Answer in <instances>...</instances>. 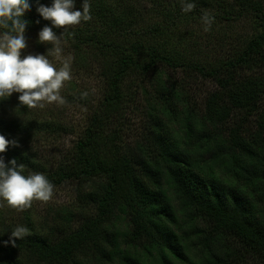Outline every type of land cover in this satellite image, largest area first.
<instances>
[{"label": "trees", "instance_id": "1", "mask_svg": "<svg viewBox=\"0 0 264 264\" xmlns=\"http://www.w3.org/2000/svg\"><path fill=\"white\" fill-rule=\"evenodd\" d=\"M41 2L49 5L51 0ZM150 2L168 14L171 23L138 27L136 0H89V21L66 31L53 29L81 55L106 62L102 67L108 93L102 106L92 113L71 163L47 177L53 184L95 181L98 216L58 240L32 231L13 246L3 243L9 236H0V264H82L80 253L90 242L96 245L102 234L111 237L112 247L100 250L108 253L111 264H264V31L251 38L240 56L226 62H183L152 38L169 31L181 15L198 12L205 1L194 0L196 7L189 13L181 10L180 0ZM255 2L241 7L258 12L261 6L257 9ZM81 5L82 0H76V9L82 10ZM35 7L33 3L25 18L27 29L39 32L50 21L40 18ZM257 18L264 28L263 9ZM158 61L173 69L193 68L215 79L218 89L206 98L202 114L177 109L172 92L164 90L168 106L154 111L160 118L174 113L191 144L180 148L162 135L152 157L147 151L123 150L108 128L123 97L121 84ZM73 98L82 101L84 95ZM241 113L245 116H237ZM234 116L239 121L227 127L237 120ZM248 116L250 126L244 124ZM44 124L63 127L54 121ZM21 128L29 129L23 120L0 114V134L6 139L17 142L12 132ZM3 154L5 162L15 158L23 164L24 173L36 167L18 142ZM224 170L229 180L219 176ZM113 211L120 213V223H108ZM193 249L200 252L198 261L190 257Z\"/></svg>", "mask_w": 264, "mask_h": 264}, {"label": "rangeland", "instance_id": "2", "mask_svg": "<svg viewBox=\"0 0 264 264\" xmlns=\"http://www.w3.org/2000/svg\"><path fill=\"white\" fill-rule=\"evenodd\" d=\"M204 1L198 12L181 15L169 31L157 38H152L156 43L166 47L176 60L199 61L205 65L226 62L229 58L240 56L251 38L264 31L257 18V14L264 10V0ZM136 2L138 27L152 23L165 25L171 23V17L153 6L150 0H136ZM244 2L248 5L255 2L257 9L259 5L261 6L260 11L256 12L254 7L252 11L243 9L241 5ZM204 12L215 17L212 28L208 32L204 31L201 21ZM76 26L65 27L69 29ZM59 29H63V26ZM56 34L60 37L63 49L61 58H57L54 54L49 55L52 44L39 42L38 32L27 28L26 47L21 50V56L42 54L48 56L57 68L62 66L63 59L71 57L72 79L66 81L61 89L65 104L62 106L55 103L46 104L43 109H29L26 106L20 108L16 93L0 102L1 115L7 119L17 117L29 128L28 130L15 129L12 132L20 147L36 164L35 168H26V175L43 173L48 177L56 172L60 165L68 166L75 157L77 141L83 137L92 113L102 106L103 99L108 93L107 79L103 75L102 67L106 65L104 58L91 60L87 54L81 55L73 44L58 33ZM121 89L123 97L119 103V109L110 121L108 133L115 137L114 141L123 150L127 148L147 151L153 157L157 152L156 144L162 135L175 141L176 146L180 148H186L188 144H191V140L187 139L184 133L182 121L176 119L174 113L165 115L163 118L155 113L156 111L158 113L162 107L168 106L164 100L167 96L164 90L169 89L172 92V99L175 101L173 104L177 109L189 108L191 111L202 114L206 98L218 89V85L215 79L206 78L193 68L173 69L167 63L158 61L156 66L146 73H131L121 84ZM85 92L87 95H84L82 101L73 98L74 94ZM151 107L153 115H150ZM237 116L243 117L245 114L241 113ZM236 119L226 126L234 125L235 121H239V118ZM50 121L61 123L63 127L44 124ZM252 123V118L248 116L244 124L250 126ZM195 131H197L196 127ZM195 137L196 135H193L192 138L195 139ZM226 173V170L218 172L224 180H229ZM94 183L93 180L84 182L70 179L54 184V195L51 200L48 202L34 200L32 206L23 211H17L4 204L0 207V232H6L0 236H10L11 229L17 225H23L29 229L30 233L33 231L51 240H58L72 233L87 218L98 216V201L96 198L93 199ZM0 203L3 202L0 201ZM120 219V213L113 211L108 223L112 224ZM126 226H121V229H125ZM110 238L108 234H102L97 237L96 245L90 242L80 253V262L111 264L106 253L112 247ZM102 248L106 249V252L100 251ZM199 255L200 252L197 249L190 252V257L197 261ZM115 261L121 262L119 259Z\"/></svg>", "mask_w": 264, "mask_h": 264}, {"label": "clouds", "instance_id": "3", "mask_svg": "<svg viewBox=\"0 0 264 264\" xmlns=\"http://www.w3.org/2000/svg\"><path fill=\"white\" fill-rule=\"evenodd\" d=\"M184 13L192 12L196 5L194 0H180ZM33 3L39 17L50 21L38 32L39 42L52 44L49 55L61 58L62 47L60 37L53 30L65 26L79 25L91 19L89 0H82V10L76 9V0H51L45 5L41 0H0V102L9 99L13 93L21 106L29 109L41 108L46 104H65L61 89L66 81L72 79L71 57L62 60V66L56 67L45 55L21 56V50L26 47L25 32L29 20L25 18L26 11H31ZM215 17L204 12L201 21L205 32L212 28ZM39 19L36 23L39 24ZM87 95V93H83ZM0 134V207L4 204L23 211L32 206L34 200L48 202L54 195V184L43 173L25 175L23 164H17L16 159L5 162L3 153L10 144H16ZM6 231L0 232L3 235ZM29 229L17 225L11 229V234L4 244L16 245V239L29 235Z\"/></svg>", "mask_w": 264, "mask_h": 264}]
</instances>
